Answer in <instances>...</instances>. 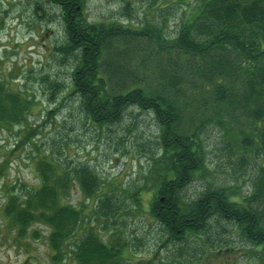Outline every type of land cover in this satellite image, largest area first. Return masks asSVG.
<instances>
[{
  "label": "trees",
  "instance_id": "1",
  "mask_svg": "<svg viewBox=\"0 0 264 264\" xmlns=\"http://www.w3.org/2000/svg\"><path fill=\"white\" fill-rule=\"evenodd\" d=\"M86 1L40 0L35 5L43 19L52 17L48 11L54 7L64 32L54 48L75 60L69 87L49 81L52 110L73 97L85 122L100 130L120 123L131 109L152 113L159 128L153 139L158 183L150 191L141 186L128 190L107 182L86 162H64L53 150L40 152L36 129L29 124L32 97L12 90L2 77L0 134L15 133L14 148L23 138L38 152V186L24 185L20 193L14 186V194L8 192L13 186H5L4 216L10 227L24 235L34 223L45 224L57 264H134L123 254L133 239L119 229L107 242L94 223L103 220L110 234L120 214L132 213L127 201L141 208V196L148 192L160 242H183L206 234L213 221H226L264 259V0H196L172 36L153 23H92L85 15ZM16 124L31 129L22 137L13 130ZM207 124L219 128L234 154L248 162L258 158L248 197L239 200L223 186L209 187L194 200L182 199L183 187L201 173V134ZM6 160L0 161L1 178ZM76 183L91 206L78 208L67 200Z\"/></svg>",
  "mask_w": 264,
  "mask_h": 264
},
{
  "label": "rangeland",
  "instance_id": "2",
  "mask_svg": "<svg viewBox=\"0 0 264 264\" xmlns=\"http://www.w3.org/2000/svg\"><path fill=\"white\" fill-rule=\"evenodd\" d=\"M38 1L0 0V78L9 81L12 90L20 89L32 97L29 124L36 129L35 140L40 144V152L48 154L53 150L64 162L65 159L86 162L104 180L125 184L128 190L141 186L143 191H150L158 183L154 158L159 153L158 144L153 141L158 137L159 128L152 113L131 109L120 123L100 130L85 122L73 97L52 110L54 97L53 90H48L49 81H59L69 87L75 60L54 48L64 36L61 18L52 6L48 11L52 17H39L42 14L35 11ZM195 4L196 0H87L85 15L92 23L120 21L132 23L134 27L153 23L172 36ZM30 129L25 124H16L13 128L22 137ZM202 132V170L183 187L182 199L194 200L209 187L223 186L239 200L248 197L258 158L248 162L247 158L234 154L235 149L225 142L224 134L214 125L207 124ZM17 139L15 133L0 134V161L7 159L5 178L0 177V264H57L51 258L55 253L49 247V229L45 224L34 223L26 234L19 235L4 216L5 186H13L7 190L14 194V186H19L17 193H20L24 185L38 186L39 183L38 166L34 164L37 149L26 144L28 141L23 138L14 148ZM141 197V208L127 201L126 206L132 213L120 214L118 228L110 234L107 235L109 228L103 230V220L94 223L107 242L113 241L119 229L133 239L123 254L134 259V264L154 261L155 257L156 264H264L256 248L226 221H213L206 234L183 242H160L159 237L163 236L150 216L149 193ZM67 200L78 208L92 204L77 183Z\"/></svg>",
  "mask_w": 264,
  "mask_h": 264
}]
</instances>
